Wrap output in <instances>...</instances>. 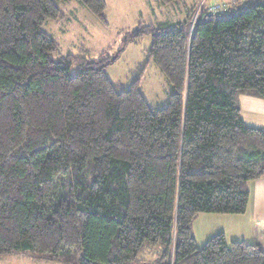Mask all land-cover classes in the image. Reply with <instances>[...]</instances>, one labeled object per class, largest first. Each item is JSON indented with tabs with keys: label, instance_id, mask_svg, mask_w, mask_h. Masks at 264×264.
<instances>
[{
	"label": "trees",
	"instance_id": "16d2710c",
	"mask_svg": "<svg viewBox=\"0 0 264 264\" xmlns=\"http://www.w3.org/2000/svg\"><path fill=\"white\" fill-rule=\"evenodd\" d=\"M77 1L108 26L105 0ZM211 1L230 6L202 5L192 30L194 11L126 36L151 38L148 60L172 88L152 109L139 77L126 90L108 78L106 53L51 58L58 46L42 27L61 16L54 0H0V254L264 264L263 243L220 233L198 246L193 234L199 215H243L264 176V128L240 106L264 100V0Z\"/></svg>",
	"mask_w": 264,
	"mask_h": 264
},
{
	"label": "rangeland",
	"instance_id": "374dc122",
	"mask_svg": "<svg viewBox=\"0 0 264 264\" xmlns=\"http://www.w3.org/2000/svg\"><path fill=\"white\" fill-rule=\"evenodd\" d=\"M61 11L57 20H47L43 30L57 42L58 52L52 54L53 60L61 55L83 56L97 61L102 53L113 59L105 69L108 78L118 90H126L131 82L140 78L139 89L152 109L167 105L171 86L152 60L147 51L151 38L123 44L139 24H173L182 21L194 11L191 24L199 8L209 5L211 0H178L163 5L159 0H105V16L108 26H103L77 0H54ZM237 2H242L238 0ZM236 3V2H234ZM232 2V5L234 4ZM86 50L85 54L82 50ZM76 68L73 67L72 71ZM141 259H154L153 251L141 254ZM0 264H67L62 260H51L45 256L27 254H0Z\"/></svg>",
	"mask_w": 264,
	"mask_h": 264
},
{
	"label": "crops",
	"instance_id": "0c3cea01",
	"mask_svg": "<svg viewBox=\"0 0 264 264\" xmlns=\"http://www.w3.org/2000/svg\"><path fill=\"white\" fill-rule=\"evenodd\" d=\"M82 51L87 54L85 49ZM240 106L241 119L246 125L264 128V100L241 96ZM248 189L249 199L243 215L202 214L194 220L193 234L198 246L220 233L227 242L264 244V176L251 181Z\"/></svg>",
	"mask_w": 264,
	"mask_h": 264
},
{
	"label": "built area",
	"instance_id": "2783aa9c",
	"mask_svg": "<svg viewBox=\"0 0 264 264\" xmlns=\"http://www.w3.org/2000/svg\"><path fill=\"white\" fill-rule=\"evenodd\" d=\"M243 2L244 1H247V0H242ZM229 2H225V1H221V2H214V3H211L208 7V10L212 13H217V12H220V11H225L227 10V8H229Z\"/></svg>",
	"mask_w": 264,
	"mask_h": 264
},
{
	"label": "water",
	"instance_id": "95a60500",
	"mask_svg": "<svg viewBox=\"0 0 264 264\" xmlns=\"http://www.w3.org/2000/svg\"><path fill=\"white\" fill-rule=\"evenodd\" d=\"M192 25H193V23L191 24L190 30H192Z\"/></svg>",
	"mask_w": 264,
	"mask_h": 264
}]
</instances>
